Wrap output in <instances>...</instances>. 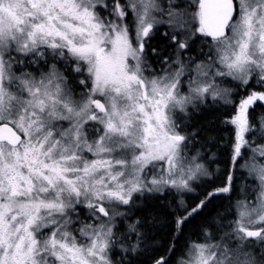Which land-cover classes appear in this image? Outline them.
<instances>
[{
    "label": "snow or ice",
    "instance_id": "1",
    "mask_svg": "<svg viewBox=\"0 0 264 264\" xmlns=\"http://www.w3.org/2000/svg\"><path fill=\"white\" fill-rule=\"evenodd\" d=\"M159 26L174 58L149 52ZM194 37L208 47L199 62L185 56ZM32 65L48 70L39 78L13 70ZM209 97L231 109L221 123L231 129L233 169L251 151L240 167L259 191L254 203L237 202L230 231L216 240L205 227L204 242L192 241L178 264H264V144L252 147L264 140V114L251 118L264 102V0H193L183 9L180 0H0V264H114L117 245L138 254L154 219L118 234L117 218L131 220L136 194L191 192L210 175L199 152L188 156L200 129L183 131L189 106ZM234 180L230 173L190 211L181 201L177 227ZM130 236L136 242L126 245ZM256 246L259 257L245 250Z\"/></svg>",
    "mask_w": 264,
    "mask_h": 264
},
{
    "label": "trees",
    "instance_id": "2",
    "mask_svg": "<svg viewBox=\"0 0 264 264\" xmlns=\"http://www.w3.org/2000/svg\"><path fill=\"white\" fill-rule=\"evenodd\" d=\"M154 33L149 49L154 47L158 50H163V55H165V52L171 49L168 46L169 42L163 37L160 28ZM197 39L202 47L204 38L198 37ZM207 42H210V40L208 39ZM190 51H193V49ZM49 61L51 62V60ZM30 67L36 68L37 71L41 69L36 65ZM22 69L24 70V68L18 69L17 67L19 71ZM228 86L231 85L228 84ZM251 90L250 87L249 91ZM81 91L82 89H76L77 94ZM241 95H247V93L242 92ZM236 99L238 100L239 97ZM207 104L208 102L200 106V115H197L198 110H193L192 107L189 109L191 115L186 118L187 127L183 131L192 132L197 128L200 129V134L197 138L199 142L195 143L194 146H190L189 151L190 153L201 152L202 159L208 163L210 175L194 182L193 191L185 193L180 198L170 190L157 194H144L143 196L136 194L135 205L137 207L133 209L134 215L129 213L131 215L130 222L132 223L136 219H144L151 224L154 219L155 223L148 230L147 237L141 244V250L138 254H120L113 248L110 256L114 264H122V258L123 264H128V261H131V264H153L156 259L162 256L168 260V264H172L174 256L180 257L184 255L192 241L204 239L203 229L205 227L212 225L211 232L215 238L228 231L227 224L233 221V217H235L234 206L239 199V192L242 187L244 190L247 189L252 179L245 171L241 170L240 161L234 170L230 160L231 139L228 131H226L228 127L222 125L221 121L225 119L226 114H230L231 109L223 107L222 102H217L212 109L211 106L207 108ZM262 141L258 139L256 144H261ZM244 157H246V153ZM230 173H234L235 176L232 191L217 194L198 214L191 217L178 228L176 224L178 217L186 214L179 208L180 200L183 201L184 207L190 211L209 192L224 187L228 183ZM122 210L124 211L125 209L122 208ZM216 222H219L222 227L217 228ZM133 238L135 239V237ZM133 243L129 242L128 245ZM173 247L175 251L170 252L169 249Z\"/></svg>",
    "mask_w": 264,
    "mask_h": 264
},
{
    "label": "rangeland",
    "instance_id": "3",
    "mask_svg": "<svg viewBox=\"0 0 264 264\" xmlns=\"http://www.w3.org/2000/svg\"><path fill=\"white\" fill-rule=\"evenodd\" d=\"M192 2H193V0H180V7H181V9L185 8L189 3H192ZM161 3H164V0H161ZM193 10L194 9H189V11H193ZM159 28L162 31V33L165 32V31H167L166 27H164V26H159L156 31H158ZM154 34L155 33H153V36H154ZM197 38L198 37H194L193 38L194 42L191 45V50L193 49V51L186 52L185 53V56L191 55V56H193V57L196 58V62H199V60L205 59V57H202V56L199 55L201 49H203L204 52H207L208 51V47L206 46L205 43L201 47L200 44H199V40ZM207 43L210 44L211 43V40H210V42H207ZM170 47H171L172 50H171V52L169 54H172L173 55V58H174L175 57V53H174V47L175 46L172 45ZM150 50L151 49H149V51ZM148 59H149V62L151 63V65H152V68L154 69V74H162V72H161V65L157 62V58L154 57V56L149 55ZM52 63H53V61H51V62L48 61V65L49 66ZM156 65H157V67H155ZM57 66L61 69V71H63V63L62 62H58L57 63ZM17 67L18 66H15V68H13V70L16 72L17 75L20 74V71H31V72H33L34 75L37 76V78H39V75H40L41 72H44V71H47L48 70L47 67H43V68L39 69L40 71H37L36 68H33V67H30L29 68L28 67V68H24V70L22 69V70L19 71V70H17ZM221 87H229V86H228V84H221ZM182 92L186 93L187 92V88L186 87L183 88L182 89ZM75 99H77V100H80L81 99V97L79 96V94H77V96H75ZM208 100H211V98L209 97L206 100V102ZM190 108H191V106H189V109ZM64 126L67 127V124L65 123ZM261 144H264V140L262 141ZM261 144H258L257 145L256 142H255L252 145V147H257V146H259ZM198 152L199 151L194 152V153H190V151H188V156L189 157L195 156V155H197ZM245 153H246V157L243 156V158L240 159L241 165H244L246 162L252 163L251 158H252L253 153L251 151H249V150H246ZM231 155H232V153H231ZM89 158H91V157L89 156ZM230 160H231V158H230ZM256 160L257 161H260V157H259L258 154L256 155ZM197 162L203 164L205 166V168L208 170V163L202 159L201 152H199V156H198ZM240 168H241V170L245 171L249 175V177L251 176L250 178L252 179V182L250 183V186H248L247 189L244 190L243 187H242V190H240V192H239V199H238V201H245L246 200L249 203H254L255 202V199H256V196L258 194V191H259L258 181H257V179L255 178L254 175H250L249 170L247 168H242V167H240ZM205 177H207V176H202L199 179L192 181L191 182L192 187H193V183L194 182L199 181V180H202V178H205ZM170 191H173L174 193H176L179 196V198H180V196H182L185 193H187V192H177L175 189H172ZM161 193H163V192H161ZM145 194H157V193H145ZM180 202H181V200H180ZM237 202L235 203V206H234V214H235V217H233V221H235L237 219V211H236V204H237ZM120 210L123 211L122 209H120ZM130 221L131 220H124L123 223H120L121 222V219L120 218H117V228L119 230L118 231V234L121 233V232H124V233L127 232V224L131 223ZM77 226H79V225H77ZM228 231H230V229H228ZM220 235H222V234H220ZM220 235L218 237H216V238L214 237V238L216 240H218L219 237H220ZM133 237L134 236H130V238L125 241L126 245H128L129 242H132L133 243V242L136 241V239H134ZM204 240H205V237H204V239H202V240H200L198 242H204ZM209 242H211V241H209ZM250 243H252V244L255 245L256 242L255 241H252ZM233 247H235V245H233ZM114 249H116L120 254H123L124 253V252L121 251L119 245H117L116 247H114ZM245 250L246 251L254 252L257 255V257H259V255H260V253L262 251L261 247H259V246L252 247V248H247ZM186 258H187V251L185 252L184 255H182L180 257L174 256V258L172 259V262L171 263L172 264H178V262L181 259H186Z\"/></svg>",
    "mask_w": 264,
    "mask_h": 264
},
{
    "label": "flooded vegetation",
    "instance_id": "4",
    "mask_svg": "<svg viewBox=\"0 0 264 264\" xmlns=\"http://www.w3.org/2000/svg\"><path fill=\"white\" fill-rule=\"evenodd\" d=\"M152 47V46H151ZM151 49V48H150ZM157 49V48H156ZM172 49H169V51L165 52V56L169 55V53L171 52ZM151 52V50H150ZM162 59V58H161ZM208 106H206L207 108L211 106V109L214 108V105H213V102L212 100H208ZM206 102V103H207ZM205 103V104H206ZM210 109V110H211ZM201 111L200 109L197 111V115H200ZM264 114V102H258L255 107H254V110L251 112V118L253 120V123H256L257 119L262 115ZM231 115V111H230V114ZM228 133H229V138L231 139V129L230 128H227ZM249 139H252V137H249ZM260 140V139H259ZM255 142H258V139L255 140ZM154 264V263H153Z\"/></svg>",
    "mask_w": 264,
    "mask_h": 264
},
{
    "label": "water",
    "instance_id": "5",
    "mask_svg": "<svg viewBox=\"0 0 264 264\" xmlns=\"http://www.w3.org/2000/svg\"><path fill=\"white\" fill-rule=\"evenodd\" d=\"M210 39V38H209Z\"/></svg>",
    "mask_w": 264,
    "mask_h": 264
}]
</instances>
